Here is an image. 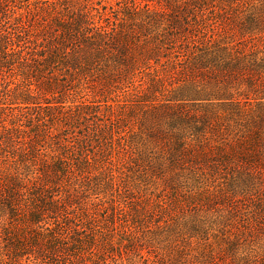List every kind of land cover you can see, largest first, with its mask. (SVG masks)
<instances>
[{
    "label": "rangeland",
    "instance_id": "1",
    "mask_svg": "<svg viewBox=\"0 0 264 264\" xmlns=\"http://www.w3.org/2000/svg\"><path fill=\"white\" fill-rule=\"evenodd\" d=\"M252 12L255 0H0L14 51L42 61L11 54L0 67V264H264V31ZM62 42L69 53L55 55ZM207 48L236 73L189 69ZM206 104L217 115L194 125ZM182 138L180 161L164 157ZM25 164L31 181L15 172Z\"/></svg>",
    "mask_w": 264,
    "mask_h": 264
},
{
    "label": "trees",
    "instance_id": "2",
    "mask_svg": "<svg viewBox=\"0 0 264 264\" xmlns=\"http://www.w3.org/2000/svg\"><path fill=\"white\" fill-rule=\"evenodd\" d=\"M202 1H204V0H202ZM255 1H256L257 12H254V13L252 12L251 13L252 14V18L251 19H253L255 21V25L256 26L254 27V29H256L259 32L260 31L263 32L264 31V0H255ZM239 4L240 3H237V4H235V6H239ZM9 11H10L9 8L6 5L5 8H3V15H2V17H4L5 19L9 18V16H8ZM7 21L8 20L4 21L5 23H1L3 21H2V18L0 17V59H4V61H0V67H2L1 64H8L9 63V60H7V56H9L11 54H13V55L19 54L20 57H18V60L20 59V62L21 61L22 62L24 61V63H28L29 60H34L35 62H37V64L39 66L42 65V61H38L34 57L29 58V57L23 55L22 52L24 51V49H22L19 45L17 47H20V49H18L17 51H14V48L12 47L13 46V43L11 41V34L12 33L8 29L9 27L8 26H5V24L7 23ZM81 31L83 32L82 35L87 34V32L88 33L91 32L90 28H87V27L82 28ZM85 37L86 38H89V41H90L91 38H93V36L89 37L87 35ZM109 37H110V35H109ZM63 42L61 43L62 44L61 46L59 44L57 47H55V49H54V54L55 55H59L61 53L62 56H66L69 53L67 51V47H69V46H66ZM59 43H60V41H59ZM111 43L112 42L110 41V38H107L106 40H104L102 42V44H100L98 46H95V47H92V46L90 47V44H88V45L85 46V54H82V55H85L86 58L88 60H90V59L93 58V56L95 55V53L97 51L99 52V51H101V50H103L105 48H108V46H110ZM72 51L74 53L75 52H77V53L82 52L83 51V47L80 46V45H76L75 47L72 48ZM121 52L122 53L120 55L114 56L113 60L116 61V62H118V63H120V64L121 63L123 64V62H125V61H127V62L130 61V59L128 58V54L126 52V49L125 50L123 49ZM192 54L193 55L189 56V58H187V61H186V64H187V66H188L189 69H193L194 70L195 68L203 65L206 61L211 60V61H216L215 62L216 63V66H218V65H221L223 67L226 66L228 68V71H225V72L226 73L229 72V75H231V74L233 75V74L236 73V70L234 71V69H230V67H228L232 63V61L229 59V57L228 56H225L224 54L223 55H220L219 54V51L211 50V49L207 48L206 51H203V52L197 53V54H194V53H192ZM26 55H28V53H26ZM39 55L41 57H43V55L41 53ZM18 60H17V62H18ZM43 60H45V58H43ZM239 62H241L240 59L237 60V64H234V65L232 64L234 68L237 67V70H240L241 71V70L245 69V70H249L252 73H257V74H259V73L262 72L261 71L262 68H256L254 66H253V68H251L252 65L246 64L245 62H243V63L241 62L242 63V65H241V64H239ZM7 66L8 67H12V64L7 65ZM58 66H59L58 63L54 64L53 68L50 69L49 73H52L53 72V69L57 68ZM212 66L213 65L211 64L210 67H212ZM63 69L64 68H60L61 71ZM9 70H11V68H9ZM39 70L40 69H38V71ZM34 72H35V70H30L29 75H31V76L34 77V75H33ZM28 79H29V77H28ZM28 79L25 78L24 81H21V82H22V85H24V88H25L24 91H26L27 94L30 95L31 94V90L29 88L30 83H26L28 81ZM4 95L7 96V92H5ZM185 97H186V95L183 94L182 92H180V96L179 95L178 96H174V98L172 100H170V102H168L166 104H167L168 107H173L174 105L179 104V102H178L179 100L186 101L187 98H185ZM199 99H201V98H199ZM171 104H174V105L172 106ZM161 106L162 105L151 106V108L147 109V111L153 112V110L157 109L159 112H160V110L163 111V114H164L165 113L164 110L167 108V106L163 107V109H160ZM177 106H179V105H177ZM208 106H209V104L200 105V107H204L205 109H197V111H200L201 113L199 115L195 114V115L192 116L194 118V121H193L194 122V125H197L198 122H206V121H208L209 118L217 115L216 114L217 112H213V110L208 109ZM175 116L178 117L179 119H183L180 115H175ZM69 117H73V116H70L69 115ZM257 117H259L260 118V121H261L264 118V114H260ZM41 124L44 125V126L46 125L45 122H43V121H42ZM178 132H181V129H179ZM205 134H206L205 132L202 133V139L203 140H201V141H204L206 139ZM33 137H35V136H33ZM33 137L31 138V140L33 139ZM14 141L16 142L17 148L19 149L20 152H23L24 150H26V145H27L26 143L27 142H26V140L24 138H20L19 136H16V138L14 139ZM30 141H28V142H30ZM182 143L186 144L185 138H182V139H180L178 141H173L172 142V148L173 149H171L169 151L164 149L166 152H164L162 150V152L164 153L163 156L166 157L167 159H170V160L172 159V161H174V162L180 161V159H181L180 152L181 151L180 150L177 151L176 148L178 146H181ZM59 146L64 149V148L70 146V142L64 140V142L60 143ZM135 147H136V150L139 148V146L137 144H136ZM121 148L123 149L124 146L122 145ZM130 148H132V150H133L134 149V146L133 147H130ZM161 159H162L161 160L162 165H164L165 160L162 157H161ZM4 160H5V158L3 159V162H5ZM58 161H60V164H63V167H62V170H61L63 172V174H65V173L66 174H68V173L71 174L73 172L72 171V166L73 165L71 166L72 163L70 164L69 162H66L65 160H58ZM43 168H45V170L43 171V174H46V176H47L48 173H49V170H47L46 168H49V165L46 162H44ZM15 170H16L15 171L16 174L17 175H20V178L22 180L26 179L27 181H31L29 179L30 178L29 177L30 175H34L35 173H37V169H32V167L30 165H26V164H25V166L24 165L23 166H16ZM58 171H60V170H55L54 173L57 175V174H59ZM74 184H76V183H74Z\"/></svg>",
    "mask_w": 264,
    "mask_h": 264
}]
</instances>
